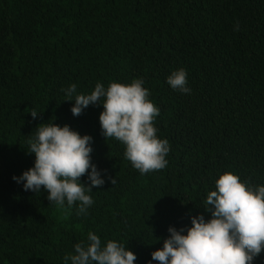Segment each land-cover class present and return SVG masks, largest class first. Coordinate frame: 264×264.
<instances>
[{"label":"trees","instance_id":"1","mask_svg":"<svg viewBox=\"0 0 264 264\" xmlns=\"http://www.w3.org/2000/svg\"><path fill=\"white\" fill-rule=\"evenodd\" d=\"M179 69L189 93L167 83ZM134 79L170 148L166 167L146 174L102 135V104L71 112L98 82ZM51 123L92 137L105 183L86 191V214L13 179L34 166L28 142ZM225 172L264 186V0H0V264H66L89 232L102 246L123 244L134 264H159L151 253L169 227L186 235L193 216L212 218L203 205ZM252 264H264V251Z\"/></svg>","mask_w":264,"mask_h":264},{"label":"clouds","instance_id":"2","mask_svg":"<svg viewBox=\"0 0 264 264\" xmlns=\"http://www.w3.org/2000/svg\"><path fill=\"white\" fill-rule=\"evenodd\" d=\"M143 83L140 79L129 84L111 82L105 88L98 82L90 94L75 95L71 112L79 116L90 104H102V135L106 140L115 138L121 142L125 158L146 174L166 167L170 148L166 139L157 136L154 120L159 108L148 99L149 91ZM167 83L183 93L191 91L186 86L184 69L172 72ZM65 91L67 101H73L77 86L72 84ZM30 114L34 119L38 116L35 110ZM39 125L27 150L35 155L34 166L13 179L23 181L25 191L38 193L43 188L50 203L64 206L67 202L72 207L79 202L77 215L86 214L93 203L86 191L105 183L91 162L92 137L81 136L68 125ZM85 175L90 181L87 186L80 183ZM111 182L115 184V178ZM215 188L203 205L212 218L205 221L203 215L193 216L186 235L182 234L183 228L178 231L169 227L170 236L164 239L163 247L151 253L153 260L159 264H252L264 251V186L249 187L237 175L225 172L216 180ZM74 247L75 254L64 257L66 264L69 260L71 264H134L137 259L134 252L114 240L102 246L100 238L91 232L87 242Z\"/></svg>","mask_w":264,"mask_h":264}]
</instances>
